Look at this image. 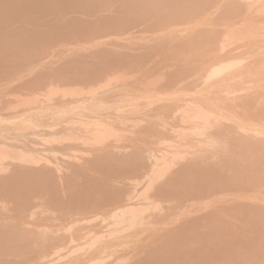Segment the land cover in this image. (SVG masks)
I'll return each mask as SVG.
<instances>
[{
    "label": "bare ground",
    "instance_id": "bare-ground-1",
    "mask_svg": "<svg viewBox=\"0 0 264 264\" xmlns=\"http://www.w3.org/2000/svg\"><path fill=\"white\" fill-rule=\"evenodd\" d=\"M205 10L208 12L211 11V13L208 16L209 18L208 17L206 18V15L200 16L202 18L205 17L203 20H201L202 18L198 20H195V19L191 20L189 18V17H195L196 15H198L199 13ZM83 15H85L86 17L84 18ZM189 24L192 26L186 27V25H189ZM140 32H145L143 34H146L147 32H152L153 33L152 41H154V44L150 43L149 40L146 42L144 41L145 43H142L143 41L142 42L140 41L141 44H138V45L132 43L135 41H132L129 43L128 42L122 43V41L119 42L120 39L118 40L120 36L126 35L129 37L127 38V40L130 41L132 38H135V36H137V34ZM162 44L165 46V49H168L169 46L176 47L177 49L169 48L170 51L168 50L165 52H160V49H159L158 50L159 53L156 52L153 56V54H151L150 48L153 46L160 47ZM166 45L168 46V48H166ZM0 46H1V50H3L4 52V57L0 55V62L6 66L4 67L1 65L0 72L7 74L10 71H12V67H11L12 63L18 62L20 64L19 67L15 66L16 70L18 69L17 72L13 73L11 75L12 77L9 76L10 81H12L13 78L14 79L16 78L19 80L24 79L23 83L19 87V89L21 90L33 89L38 86H45L47 88L45 90V93H42L44 90L41 92L42 93L41 96L35 95L36 96L35 97L31 95L32 97H35V100H36L35 105L31 104L28 107H24L23 109L22 108L20 109L19 107V109H16L14 112L12 111L13 112L12 114H9L7 111L6 112L8 114L3 113V111H2V114H0V264H91L94 260L96 261V259H102L106 253V250H107L106 247H108V243L106 242L109 240V238L107 239V241L105 240V241L97 242V240H95L92 242L91 241L92 236L90 232H92L93 230L91 229L92 231L90 230V232H88L86 228H84L86 230L80 229L79 227L80 224H81V228L83 229L82 223L89 222L90 215L92 216L96 213L97 215L99 214L96 211V209L98 208L96 206L98 205L95 206L94 210L92 209L94 208L92 204L87 205L88 210L80 209L81 207H79V201L77 202L75 201L78 199H74V198L72 199L71 197L72 195L80 191L85 192L84 195L82 193L83 196L89 194L88 192L90 191L91 192L96 191L98 194L101 193L102 196L104 194L105 197H108L106 198L108 200V202L106 200L107 203L106 202L103 203L105 200L102 201V203H100L101 201L98 200L99 203L101 204L99 207L100 209H103L105 211L119 209L121 214L120 213L119 215L115 214L116 219H114L112 223L109 222V225L116 226L115 228L118 231H120L119 229L122 230L125 227L126 223H129L131 221L137 222V220L139 221V219L141 221L146 220L145 222L151 221V219L149 218L151 216V212L148 213V211H150L151 209L147 208L146 206L147 204H144V203L137 204L136 203L138 201L137 200L135 202L136 205L135 203L132 204V202L130 201L132 205L131 206L132 209H130L131 207L128 206L130 205L129 203L128 205L127 204L124 205L123 202H125V199L129 200V198L124 197L126 196L124 195L125 187L122 188L123 191H119L120 189H118L116 186L119 179L122 180L121 179L122 177L120 176L121 174H123L121 173V170L118 168H120L127 160L130 161L131 163L130 165L132 167V163H133L132 161L133 160L135 161V159L137 158L135 162V166H136V163H139L138 160L143 161L141 159L144 158L149 161V163H147V165L149 164V168L153 169V167L155 168V166H157L156 169H154L155 171L154 170L152 171L151 169L149 171L154 173L156 176H158V173H156V171L158 172L157 168L159 165L157 164L159 163V160H161L160 157L162 153L160 155L149 153L148 152L149 148L145 150L143 148V150L145 151V152L143 151L144 153H141L142 151L138 152L140 149L138 148V146L143 145L141 144L143 143L141 142L143 138L140 141L141 143H139L137 140H136L137 142L134 140L136 143H139L137 144L138 149L136 148L138 153L135 152L136 150L135 151L131 150L129 153L127 149L129 147H127L126 143L124 145H121L122 147L120 148V145L119 147H117L115 146V144L109 142L110 141L109 138H111L114 135H117L120 129L122 128V127L120 128L117 125V120H120L119 124L120 123L122 124L126 122L124 121L125 120L124 116L129 115V114L131 115L134 113L137 114L136 116L132 115L136 123L137 121L135 118L140 120L139 122H141V124L145 122L144 120L147 119L146 115L148 114L146 112H145L146 115H143V117L145 116L146 119L145 118L143 119V117L141 116V111H142L141 103L142 101H144V98L143 100H140L141 99L140 97H135V96L132 97L131 93L133 90L132 91L128 90L122 85L123 83L121 84L119 83V81H116V80H120V78L121 80L126 78V81L124 79V82L126 83L132 82L133 80V82L130 83L131 86L135 84V82L140 83V81H142L144 78L138 81L139 79L137 80V78H140V77L136 78V76L131 75L134 73L133 70L135 71V69L136 70L139 69L140 71V69H142L141 71L144 72L145 70L143 69L145 67L147 68L148 67L147 65H149L148 68L150 69L147 68L149 71L152 68H153L152 70H154L155 67H158L159 70L167 69V71L161 74V76L163 77L162 79L165 82L169 78H170L169 80H172L173 78L171 77H174V76L179 77V75L182 74V71L185 72V69H187L188 66L189 67L194 66L193 69H190V71L193 70V72L191 71L193 74L189 75L188 78L192 79L194 84L195 83L200 84L201 86L200 90L204 92L203 96L205 97L203 99L201 98L202 95H200L201 97L197 96V94L200 92H198L196 96L202 99L201 101H199L201 104L205 102L203 101L205 100V98L210 97V95L209 96L205 95L207 91H210V92H207L208 94L210 93L216 94L219 92L221 93L224 92L223 94L228 92L230 94L231 91H229L228 89L229 86L234 88L235 84L238 85L240 82H243L244 87H243V84L241 85L242 87L240 86V88H242V90H240V95L231 97V99L235 98L234 101L239 99L240 104L242 102L246 108H248L247 105H249L251 108H253V110L256 105L257 112L258 110H260L259 114L264 116V111H263L264 106L263 104L261 105L262 102L257 101V102H260L257 104L256 98H254L255 102L252 98V96H256L255 94L258 93L259 90H262L264 92V0H0ZM31 48H33V50L30 51V53L29 52L26 53V51H28ZM31 52L35 53L33 57H32ZM66 52L67 53L71 52L70 57H67V58L65 57L66 55H68V54L64 55V53ZM59 53L60 55H58ZM43 63H45L44 64L45 66L42 65ZM21 66H22V70L20 68ZM40 68H41V71H37V70H40ZM142 76L143 75H141V77ZM151 76L153 77V74ZM151 76L150 75L148 77L145 76V78L151 79ZM150 79H148V81H150ZM162 79H160L161 81L159 80L160 83L161 82L163 83ZM89 80L91 82L102 81V83L99 84L97 87L95 86V89L90 86V89H89L90 91H89L86 88L88 84L87 85L85 84ZM185 80L188 81V79H185ZM185 80H183V82ZM145 82L146 81H144V83ZM183 82L181 81V83ZM165 83L167 85L168 82H165ZM178 83L180 82H176V85ZM189 83L192 84L191 80ZM185 84L184 86H186ZM75 85H80V86L77 89L76 87H74L73 89V87L71 86H75ZM143 85H141V87H144ZM188 85L190 86V84ZM147 86L148 85H146V88ZM127 87H130V86H127ZM237 87L239 88V86ZM161 88H164V84L163 86H161ZM152 89H150L149 91L153 92ZM172 89L167 87V90L169 91ZM230 89L232 90V88ZM140 90H145V87L142 89L140 88ZM164 90L166 91L165 94L169 95L168 93L169 91L167 92L166 86ZM136 91L138 94L139 91L138 90ZM146 91L144 94H146ZM109 92H113V93L116 92L115 95L118 97L120 96H123L126 98L131 97L132 100L131 101L129 100L122 104H111L109 103V101H114V100H110L112 96L107 99V97L112 95V93L110 94ZM134 92L135 91H133V93ZM143 92L144 91H140L139 94H142ZM154 92L155 94L157 93V91H154ZM159 93L163 94V92H160V91ZM186 93L189 94L188 91ZM105 94H109V96H106L103 98L102 96H104ZM190 94H192L191 95L192 97L194 92L191 93L190 91ZM214 94L212 95V97L214 96L212 98L213 101L215 99V96H217ZM181 95H184V94H181ZM263 95L264 93L262 94V96ZM19 96L21 97V95ZM19 96L18 97L16 96L15 99H19V100L23 99V98H20ZM228 96H227V99L229 98ZM30 97L28 98V100L30 99ZM166 97L168 100V97L171 98V95L166 96ZM166 97H163V98L166 99ZM192 98H189V99H192ZM221 98L224 100L225 96L223 97V95H221ZM153 99L154 98H152L151 100ZM216 99L219 100L220 98L216 97ZM251 99L253 100V102ZM25 100L22 101L24 102V104H25ZM184 100H181L182 103H184L183 102ZM188 100L186 99L187 102L190 101ZM262 100L263 98L261 99V101ZM139 101H141V103H139ZM158 101L160 100L158 99ZM158 101L156 102V104H158ZM179 101L180 100L175 102V104L178 103ZM207 101H210V100H207ZM224 101L227 102L226 99ZM22 102L20 103L22 104ZM120 102H123V101H119V103ZM229 102L230 101H228V103ZM145 103H148L147 100L145 101ZM207 103L210 105L212 104L210 102H206V104ZM216 103L217 104L212 105V107L213 106L214 108L215 106L216 108L222 107V110H225L224 112L228 110L226 107L223 108L222 105L220 107V104L218 105V102ZM206 104L202 106L205 107ZM213 104H215V102H213ZM233 104L234 105L231 104L233 107L230 105V107H232V110H236L238 106L239 109H237L235 113L236 114L238 113L237 115H240L241 118L244 117V119L242 120L238 119L239 117L237 116L238 117L237 118L235 116L236 114L231 115L230 117H226L225 113L220 110H219L220 113L218 115L214 113L213 111L214 108L213 110L205 109V108H208L209 105L204 108L205 110L203 109V111H197V113H195L194 116H190L191 111L188 110L187 107H186L187 110L183 111L181 116L178 117L177 114L174 115V118L179 119L181 123L180 126L182 127V129L185 128L186 130L189 128L190 129L191 128L196 129L197 127L200 128L199 124L202 121L206 123L214 118V120L212 121L213 126L211 125L212 127H214L213 129L211 127V129L213 130V134L215 133L216 137L219 136L217 140H220L221 143H224L226 146H223V148L226 147L227 149H223L222 147L220 149L221 143L217 142L216 139L215 140L213 139L212 142L213 141L217 142L214 145H217L216 149H219L218 151H220V153L222 149L227 150V152L229 153L226 154L222 152V154H226V155H223L225 159L224 158L221 159L220 157L222 154L220 155L219 152L217 151H216L217 153H215V151L209 152L211 149L210 148L207 153H204V151L206 152L208 148L207 147L206 149L203 148L205 159L206 157L207 159L206 160L202 159L201 163H203V167L204 168L206 167V169L202 167V164L200 166L203 169H201V167H200L201 170L197 169L199 168L195 165L197 158H195L196 160H194V162L192 163V159H193L192 155L193 156L196 155L194 157H197L199 155L198 153L201 152V151L196 152V151H199L198 148H200L197 145V143L201 146V150H202L203 145L200 144L202 141L200 140L201 142H199L198 139L199 138L201 139V137L204 139L205 137H203L202 135L205 136L206 134H201V137L199 136L198 138H197V135H200L199 132L201 133V131L202 133L206 131L205 129L203 130V128H200L201 130L197 129L199 130V132L196 130L198 133L195 132V130H192L193 131L192 134L196 133V137H193L191 134V135H184L185 137L183 138V136L181 135L183 139L178 140L179 143H174L172 145V148H170L169 150L161 147L162 148L161 151L164 149L167 150V152L164 154L165 156L164 157L162 156L164 159L169 157L170 154L174 155V153H176L179 149H185L183 150L184 154H185V151L187 152V150L188 151L191 150L192 153L196 149L197 150L194 152L195 154H192L191 151L187 153V155L189 154L191 157L189 155L188 156L192 159H188V157L185 156L186 154L184 155L185 157H187L185 159V161L187 160V163L185 165H181L175 169L173 168L175 167V165L171 163L170 167L173 166L171 169H173V171L175 169V171L173 172L174 175L171 174L174 177L171 176L170 178L169 176L170 182L167 180L168 178H165L166 180L165 179L163 180L165 182H168L169 184L168 187L165 186V182L160 181L162 182L161 184H164L162 186L160 183H158L159 181L157 180H159V177L157 178V180L154 181V182L157 181V184L161 186V187L158 186L159 190H157V193L155 194L156 198H159V197H161V199L164 198L163 201L166 200L167 202L168 200L170 201V197L172 200L173 198L175 200V198L177 199L180 195V197L182 196L185 199L189 197L187 201L188 203L190 202L192 203V201L190 200L191 196L195 195L193 197L196 198L197 196L199 198V196L196 195V194H199L200 195L199 199H201V196L203 197L204 194H206L204 193L205 190L203 189L202 186L201 187L197 186L198 189H194L195 186L193 184L197 185L199 181H200L199 182L200 185H202L203 183H206V184L208 183L207 182L208 179L212 177V176L210 177L208 176L210 175L208 174L210 166H211L210 169L212 171L214 170L213 173L211 174L213 175L212 179L214 178V176L216 180L221 178L222 179L221 182L225 184L224 186H226L227 184L229 185L228 181H232V180L234 181L236 180L235 182H237V184L239 185L240 181H237L239 180L238 178L239 177H242V178L244 177L246 179L248 178L247 175L249 176L248 173H250L248 170L250 169L251 166H253V164L252 165H249V164L251 163V161L254 160L255 161L253 162L254 166L251 167L250 169L251 171L250 175L253 172H255L253 173L255 174V177H254L255 180H257L258 179L257 177L259 176L258 180L264 181V177H263L264 176L263 175L264 174V123L260 122L259 120L261 116L255 117V115L254 116L248 115L250 112L248 113L245 107L239 106L238 105L239 103L234 102ZM13 106L12 108H14L15 106L17 107L19 105H15L14 107ZM166 106L167 108L164 105L161 107L164 110L166 109L169 110L170 106L169 105H166ZM175 106L176 105L173 104L172 108ZM178 107L180 110V108L183 106L178 105ZM243 108L245 109L244 111H242ZM251 108L249 110L253 112ZM175 109L173 108V111H175ZM153 111H158V109H156L154 106ZM229 111L232 112L231 109ZM239 111L241 113L244 112L243 115L245 114L246 116L245 115L242 116V114ZM261 111L263 112L262 114H261ZM233 113L234 111L232 112V114ZM149 114L150 115L148 116H151V117L152 115H154L153 113H149ZM155 115L153 117L154 119L155 117H158ZM168 116L169 115H167V117ZM171 118L173 119V117H170V119ZM127 119L128 118H126V120ZM150 119L153 121L152 118ZM167 119L169 118H166V120ZM158 120L159 119L157 118L154 120V122ZM261 120L263 121L264 117ZM146 122L149 123V119H147ZM170 123L172 122H169V124ZM164 124H165V121H164ZM175 126H179V125H175ZM141 127L144 130L147 128V127L145 128L144 125ZM181 127L179 128L181 129ZM202 127H204V124L202 125ZM148 128L151 129V127H148ZM165 128L166 127H164V131H165ZM125 130L126 129L122 131L124 132ZM127 131L130 132L129 128L127 129ZM142 131L140 132V133H143L142 137L146 136V138L149 139V136L145 135L144 132ZM147 131L149 132L150 130H145L146 134H147ZM168 131L174 132V130L172 129ZM81 133L85 134V136L82 135V137H79L81 136L80 135ZM140 133L138 134L137 132L136 133L134 132V134H136V138L141 136ZM130 134H133V133H130ZM137 134L139 136H137ZM150 136H151V133H150ZM158 137H160L159 140L162 139L160 135H158ZM177 137H179V135L176 136V139ZM169 138L173 139V137L171 136H169ZM169 138H166V140H168ZM208 138H212V136L209 135ZM128 139H131V138H128ZM74 140L84 142L85 144V145L83 144L84 150H87L88 152H90L92 156V157H85V158H90V159L92 158L91 160L95 164V167H93L94 164L93 165L89 164V165H92L91 167L93 168H97V170L92 169L91 167H90V170H88L89 169L88 166L86 167L88 169L86 168L82 169L83 167L82 168L78 167V164L80 162L76 164L77 166L75 165L74 161L79 156L78 155L76 156V153L74 152H77L76 150L79 148L81 149L83 148L80 147L82 146V144L80 145L75 142H72ZM155 142H157V140H155ZM227 144L229 145L231 144V146ZM131 146L132 145H130V148ZM232 146H233V149H231ZM135 147L133 148L135 149ZM210 147H213V146H210ZM229 148L231 149V152L235 150L234 151L235 155L237 151V155L235 156L234 154L230 153ZM174 149H176L177 151L174 152L175 151ZM150 150L153 151V149L151 148ZM238 150L241 152H239ZM211 151H213V149H211ZM131 152H134L136 155L133 154L132 156ZM44 153L54 154V155H51V154L47 155V156L51 155V157L53 158H50V156L45 157L46 155ZM80 153H84V152L80 151ZM241 153H243L245 158L242 157L243 155L241 156ZM201 154L202 152L200 153L199 156L202 157L204 154L202 155ZM61 155L62 157H58ZM218 155L220 156L219 158L221 160L223 159L226 160L228 158L226 160L228 161L230 158V160L228 161L230 165H232L231 164L232 161L234 162L236 161L235 163H237V160L239 159L238 157L241 156L245 160V163L247 162V167H249V169L246 171H248V173L244 171L245 169H247V167L245 168V165H242L243 159L240 157L241 159H239L238 161H240V164L242 163L241 164L242 166L239 163L236 165L233 164L234 165L233 170H235L236 166L238 165L237 167L238 170L233 171V173L234 172L238 173L240 169L241 174H243L242 172H244V174L243 175L239 174V176H237L236 178L233 177L235 173L230 174L231 175L230 177H232L231 178L232 180L231 179L229 180V177H227L229 176L227 172L232 173L230 170L231 168L230 166H228L229 164L225 165V163L223 164V161L221 163L220 162L221 160L218 158ZM227 155H229V157ZM84 156L82 155V157ZM129 156H132V157H129ZM199 156H198V159L201 158ZM209 157H211V159H209ZM169 158L171 159V157ZM212 158L214 159L213 161L216 160L215 163L211 161ZM79 159H83V158H79ZM218 159L220 160L219 162H218ZM208 160L211 161V165L208 164L209 167L204 166L206 161H207L206 163H210ZM249 160L251 161L248 163ZM86 161H88V159H86ZM60 162H64L65 164L64 163L63 164L65 166L66 164L70 166V167H67L70 170L66 171L65 168H61L60 167L61 165L59 164ZM82 162H84V160H82ZM160 162H162V160ZM197 162H199L197 164L199 165L200 160H197ZM212 162L214 163V165ZM84 164L86 163L84 162ZM128 164L129 163H127V166ZM164 164L165 163H163L162 165ZM130 165L128 166V169ZM97 166L99 167V169ZM135 166L133 168L130 167L131 168L130 172H132L134 168L137 170ZM138 166H141V162H140V165L138 164ZM159 167H161V165ZM102 168H105V169L102 170ZM111 168H113L115 171V172L112 171L113 173L116 174L117 171L121 173L120 175H118L120 177L117 179L118 181L116 180V176L114 178L111 175ZM63 169L69 173L71 171V174L75 176L74 177V179L76 178L75 185L77 187L75 190L77 191L70 193V191H73L71 189L74 188L73 187L74 185L65 184L64 179L66 177L64 176L66 175L68 176V174L64 173ZM140 170H139V173L142 172ZM222 170H226L227 172L226 171L221 172ZM126 171L127 169L125 171L123 170L122 172H124V174H127L129 170L128 172ZM133 171H134V173L132 172L133 176L130 175L129 179H131V176H132V179H134L137 176V174H135V170ZM203 172L205 173V175L206 174L207 175L204 176ZM143 173H140V174L144 175L145 173L144 174ZM215 173H217V175ZM256 173H258L259 175ZM195 174H197L198 177L200 175V177L198 178L199 180L197 179L196 177L197 175ZM98 175H100L101 177L100 176L98 177ZM155 175L153 178H155ZM189 175H192V176H189ZM219 175L223 177H227V178H223L221 176L220 178H218ZM261 175H263L262 176L263 178L260 180ZM187 176L190 178H188ZM253 176L254 175H252L251 178ZM140 177L141 175L139 176V179ZM191 177H195L193 178L195 183L192 182ZM185 178H188V179L186 180ZM251 178H248V180ZM74 179L73 180L71 179V181H74ZM127 179L126 181L125 180L120 181L121 184L123 181L127 182ZM142 179H143V176H142ZM173 179L175 180L173 181ZM183 179L185 180V182ZM203 179H206L207 181H204ZM223 179L224 180L226 179L225 182L228 180L227 181L228 183H225ZM246 179L244 180L247 182L244 183L245 181L241 180L242 183L244 184H240L239 186L244 185V191L247 192V190L250 189L249 188L250 186L249 185H248L249 187L247 186L249 182ZM188 180H191L190 182L191 184H189ZM254 181L251 180L255 188L251 184V189L252 188L253 189L252 190L250 189V190L252 191V194H253L254 193L253 190L255 189V191H257L256 193H259V194L255 198L254 197L252 198L253 200L252 203L246 202V201L245 202L238 201V199H235V198H233L235 200L229 199L227 203L223 205L219 204V207L218 205L213 207L214 210H216L215 212H213V210L205 212L204 214L208 212H210V214L204 215L203 217H200L201 214H199L198 216L196 215L197 217L195 219L193 217L190 218V221H187L185 219L186 222L182 221L178 225H174V226L172 225V227H170L171 223L169 224L167 223L168 228L170 227L172 231H174L172 232L169 228L168 232L170 233H166V229H164L166 227L162 228L160 231H157V232H156V229L155 231L152 229L153 226L150 227L154 232L150 234L151 236L146 235L149 237V238H145V239H148L147 241L143 240L144 237L142 238L143 243H140L141 239L140 240L136 239L139 242L138 243L136 241V243L138 244L134 243L133 242L134 240L133 241L131 240L134 243V245L135 244L143 245V247L139 246V248L140 247L141 248H140V251H137L138 254L136 253V250H138L139 248H137L136 250H132V248L134 249V247L132 246L131 249L127 250L131 246H129L130 245L129 243H126L129 246V247H125L127 248L125 249L127 250V253H130L132 250V253H130L131 256L130 254L129 256L133 259H134L135 253L137 256L136 260L134 259L135 262L130 263L131 261H129V263L130 264H143L142 263L143 258H144L143 256L155 257L157 255H161V252L163 251L164 246L167 248L172 247L174 249V247L177 246V242L178 244L180 242H181L180 244H182L183 242L182 244L183 247H181V249H178L180 250L181 253L182 252L183 253L177 258V262L175 264H264V238H262L261 236L262 233H259L261 237H257V233L255 237L253 238L246 237L244 234H242L239 231L241 229L240 227H243V225L240 226L238 221H237L238 223L237 224L234 221L230 220L233 217L230 218L229 219L230 222H228V219L226 218V216H225V219H227L228 225L226 224L227 222L224 218L223 219L225 220L226 223L222 220L223 226L219 224L221 227H224L226 231V232H223V235L221 234L222 235L221 240H223L224 243L226 244V250L223 249L222 251H218L216 247L212 245L213 242H211L212 244L209 242L211 246L208 247V250H205L206 255L200 259L198 256L196 257V255H199V253L201 252H198L199 247H196L195 243L198 244V246H200V244L202 246V243H198V241L203 242L204 240H206V238H210L209 235H205L204 233L203 234L201 233L205 231L206 233L212 232V231L210 232L211 225H213L215 222L217 223L215 219H216V216L219 217L218 216L219 213L220 214H223V213L233 214V212H237L240 214L238 217L242 218V219L240 218H237V219L242 220V221L246 220V219L243 220V218H246V215H247L251 217L254 223H257V224H254V226L258 225V228L264 227V197H263L264 182L261 181L262 184H260V182L259 184L256 182L258 185L256 184L254 185L255 183ZM67 182H70V180L68 179L66 183ZM178 182H180L181 184ZM218 182L220 181H215L214 182L215 184L213 183L214 187H210L211 183H209L210 186L206 185L209 188L208 191L210 190L212 191L213 188L218 189L217 186L219 185L220 187V184ZM62 184L64 186L61 187ZM237 184L235 183L234 185L233 183V186L237 187ZM179 185H187L190 189L187 186L179 187ZM124 186H125V183H124ZM127 186H129V184H127ZM190 186H192V188L194 187L193 189L195 191ZM206 186L204 188H207ZM186 187L187 189H185ZM199 187L202 189H200ZM246 187L248 189H245ZM176 188L178 190L182 188L181 189L182 191L180 190L179 192H177L178 190ZM237 188L240 189V187H237ZM87 190L89 191L87 192ZM188 190H191V191H188ZM201 190H203L202 192L204 194H202ZM242 190L243 189L238 191V193H236L237 192L236 191L235 193L236 194L240 193L241 195ZM250 190L248 191L250 193L247 192L248 193L247 196L251 194ZM187 191H188V194L186 195L185 192ZM59 192H60L59 194L60 196L55 197L56 199H55L54 206H56L60 212L57 209H55L56 207L52 208L51 207L52 205L50 206V209L52 208L53 210H57L58 213L60 214H55L56 212L54 213V215L51 213L49 214L48 213L49 210L47 211L45 210L47 213V215H45L43 214L45 213V211L42 210L43 213H40V215H38L35 209L40 208L39 206L43 205L44 203L43 204L40 203L39 205L38 200L37 201L35 200L37 203L36 204L35 201L30 199L29 197H31L32 195H36V193H46V194H49L47 195V197L49 198L50 193H55L53 195L57 196V193ZM190 192L191 193L196 192V194L192 195ZM228 192L229 191H227V193ZM177 193L179 194L177 195ZM96 194L94 193L95 197H93L95 199H97L96 197L99 196V195L97 196ZM116 194H117V197L119 195L121 196L120 197L121 202L120 200L119 202H116L117 200L114 201L115 199H117L116 197L114 198V195L116 196ZM173 194L177 195V197L176 196L174 197ZM207 194H209V192ZM207 194L205 195L206 197H208ZM78 195L80 196V194ZM90 195H93V193ZM148 195L150 196V194ZM157 195L159 197H157ZM217 195L219 194L217 193ZM104 196L102 199H105ZM138 196L139 195L137 194V197ZM86 197H91V196L88 195ZM86 197H82L81 199L87 200ZM193 197H192L193 201L198 199V198L193 199ZM135 198L132 197L133 202ZM210 198L212 200L214 199L212 195L211 197H208V199L205 198L208 200L207 203L210 202L209 201ZM205 199H201L203 201H200V202H204V201L206 202ZM187 201H185L184 203L187 204L186 203ZM112 202H114L115 204L114 203L110 204ZM197 202H195V204L193 202L191 206L189 204V206L192 207L190 208L191 210L193 209L192 205L197 206L199 204H202L199 202H198L199 204H197ZM161 203L163 202L161 201ZM169 204H167V206ZM126 205L128 206V208L126 209L131 210V212L128 214L122 211L123 208L125 209ZM181 205H182V202H180V206ZM156 206L152 207L151 205V208H153L154 210ZM165 207L163 209H165ZM170 207L172 208V206H168L167 208L170 209ZM175 207L177 206L175 205ZM182 207L184 209L185 206L182 205ZM186 208L184 209V211L188 213L190 209L189 210L187 209L186 211ZM89 209L93 210L94 212L96 211V213L93 214V211L90 212ZM169 209H167L166 212ZM153 210L151 211L155 212L154 214L156 215L158 211H156V209L154 211ZM170 210L173 211V209H170ZM170 210L168 212H170ZM191 210L190 212H192ZM177 211L178 210H176L175 212L177 213ZM184 211L182 210L181 212H184ZM100 212L102 213L101 210ZM108 212L109 214H112L110 213V211ZM163 212L165 213V211ZM176 213L172 214V216L173 215L175 216ZM147 214H149L150 216H148ZM106 215L107 214H105V216ZM155 215L152 218L154 221H151L153 224L151 222L150 224L149 223L147 224L143 223V224H145L146 226L151 225V224L155 225L154 223L155 219H156V222L160 221L159 217L162 214L161 215L159 214V217L157 216L158 214L156 215L157 217ZM166 215H168L166 217L167 219L162 216L161 218L168 220V222L169 220L172 221V219L169 217L170 213L169 214L167 213ZM178 215H180V213ZM234 215L236 214L234 213ZM98 216H101V215H98ZM230 216L228 215L227 217H230ZM36 217H39V218L36 219ZM94 217H95L94 219H96L95 215ZM147 219L149 221H147ZM90 223H91V220H90ZM141 223L140 221H139L140 225H136L135 223V225L138 227L136 229H135L136 226H134V224H133L134 228L131 226L132 229L131 227H129L130 225L129 226L126 225L129 227L128 228L129 230L125 229V231L127 230L129 234L125 231L123 232L121 231V234L120 232L118 233V231L113 232L115 229H112L113 230L112 231L110 229L111 227L109 226H108V230L110 229L109 231H111L112 234H110L111 232L107 230L106 232L110 234V236L111 235L115 236L116 234L114 235V233H118L119 235L123 237V239H125L124 238L125 235L123 234L125 232L126 234L129 235V236L126 235V237L130 238V235H132L130 233L133 232L134 234V231L136 232L137 229H140L139 227H141V229L142 227L144 228L143 224L141 225ZM161 224L162 223H159V225L162 227ZM245 224L246 223H244L243 228H245ZM233 225L235 226L233 227ZM246 225L248 227L249 222ZM95 226H98V225H95ZM146 226H145V229H146ZM157 226H158V223H157ZM155 227L156 225L154 226V228ZM90 228H93V227L90 226ZM103 229L105 228L103 227ZM103 229L101 228L102 233H100L98 229H96L95 231H98L96 233L105 234V232L102 231ZM130 229L133 231H131ZM163 229L165 232L162 231ZM197 229H199V232L200 231L202 232L199 233ZM204 229H207L208 231ZM218 229L219 228L213 229V231H216ZM194 230H196L197 233H195ZM145 231L146 230H144L143 233H146ZM248 231L254 233L256 231L258 232V229L255 230L254 228V231L253 230L251 231V228H250V230ZM260 231L264 232L262 230H259V232ZM138 232H140V230L137 231L134 235H136ZM188 232L190 235L193 236L192 237L193 240L190 238L189 239L186 238L185 240L182 239L188 235ZM186 233L187 235H185ZM140 234H142V232L139 233V235ZM172 234H177L179 235V237L177 235H174V238H173ZM94 237L95 236H93V240H94ZM118 237L117 236L115 237L117 239H113L114 237L110 238V240L111 239L113 241L118 240ZM122 237L120 238V240L122 239ZM176 237L179 239L178 241ZM199 238L202 241L197 240ZM174 240L176 241V244L174 243L175 242ZM186 240H188L189 243H187L188 241ZM190 240L192 241L191 244H193V241H194V244L190 246L192 247L191 249L187 247L188 244H190ZM119 241L117 242L119 243ZM120 243L122 242L120 241ZM145 243L147 245H145ZM184 243H187V246H184ZM126 244H122V247L120 246V249L121 248L124 249L123 245H126ZM166 244H168V246H166ZM215 245L217 246V243ZM184 247L185 249H182ZM196 248L198 249L196 250L197 253L195 254L193 252H195ZM110 249L112 248H109V250ZM123 253L124 252L121 253L122 256H123ZM127 253L124 254V257L126 256L125 259H128V256L126 255ZM121 257L118 256V259H120ZM124 257H122L121 259H123ZM130 257L129 259L131 260ZM118 259L116 258L113 261H116Z\"/></svg>",
    "mask_w": 264,
    "mask_h": 264
},
{
    "label": "rangeland",
    "instance_id": "rangeland-1",
    "mask_svg": "<svg viewBox=\"0 0 264 264\" xmlns=\"http://www.w3.org/2000/svg\"><path fill=\"white\" fill-rule=\"evenodd\" d=\"M211 11H212V9H211ZM211 11L208 12V11L205 10V11H202L201 13H199L198 15H196L195 17H189V18H190L191 20H194V19H195V20H198V19H201L202 17H200V16H203V15H206V18H207V17L209 16V14L211 13ZM83 17L85 18L86 16L83 15ZM204 18H205V17H204ZM204 18H202L201 20H203ZM208 18H209V17H208ZM190 26H192V25H190V24H189V25H186V27H190ZM143 33H145V32H140V33H138L137 36H135V38H132L130 41L127 40V38H129V37L126 36V35H125V36H120V37L118 38V40L120 39L119 42L122 41V43H127V42L129 43V42L135 41V42H132V43L137 44V45H138V44H141L142 41H143L142 43H145L146 41L149 40L150 43L154 44V41H152V39H153V33H152V32H147L146 34H143ZM66 39H67V38H66ZM134 39H135V40H134ZM67 41H68V40H67ZM140 41H141V42H140ZM144 41H145V42H144ZM151 41H152V42H151ZM166 48H168L167 45H166ZM169 48H176V47L169 46ZM169 48H168V49H165V46L162 44L160 47H159V46H153V47L150 48V50H151V54H153V56H154V54H155L156 52H158L159 49H160V52H165V51H168ZM176 49H177V48H176ZM32 50H33V48H31V49H29L28 51H26V53H28V52L30 53V51H32ZM169 51H170V50H169ZM174 51H176V50H174ZM63 52H64V51H63ZM200 52H201V51H200ZM158 53H159V52H158ZM31 54H32V57H33L35 53H34V52H33V53L31 52ZM65 54H68V55L65 56V57L67 58V57H70L71 52H68V53L66 52V53H64V55H65ZM162 54H163V53H162ZM0 55H1L2 57H4V52H3V50H1V46H0ZM36 55H37V54H36ZM36 55H35V56H36ZM58 55H60V53H59ZM163 55H164V54H163ZM194 55H195V54H194ZM198 55H199V54H198ZM62 56H63V55H62ZM194 58H195V57H194ZM44 64H45V63H43L42 65L45 66ZM1 65L4 66V67H6L4 64H2V63L0 62V67H1ZM19 65H20V64H19L18 62H16V63H12V65H11V67H12V71H10V72L7 73V74H6V73H3V72H0V114H2V111H3V113H7V112H8L9 114H12L16 109H19V107H20V109H21V108L23 109L24 107H28V106L31 105V104H34V105H35V103H36V100H35V97H36V96H35V95H37V96L40 95V96H41L42 93H45V90L47 89L45 86H38V87H36V88L28 89V90H21V89H19V87H20V85L23 83L24 79H23V80H22V79L19 80V79H16V78L14 79V78H13L12 81L9 80V78H10L9 76H11L13 73L17 72V70H18V69L16 70V67H15V66H18V67H19ZM147 66L149 67V65H147ZM190 66H191V65H190ZM144 67H145V66H144ZM144 67H142V68H144ZM148 67H147V68H148ZM20 68H21V70H22V66H21ZM137 68H139V67H137ZM147 68L145 67V68L143 69V70H145L144 72L141 71L142 69H140V71H139V69H137V70L135 69V71L133 70L134 73L131 74V75H133V76H136V78H137V77H140V78H137V80L139 79L138 81H140L142 78H144L142 81H140V83L135 82V84H133V85L131 86L130 83H132L133 80H132V82H127V83H126V82H124V79H125V81H126V78H124L123 80H121V78H120V80H116V81H119V83H121V84L123 83L122 85H123L125 88H127L128 90H130V91H132V90L135 91L136 93H135V92L133 93V91H132V93L130 92V93L132 94V97H133V96H135V97H140V98H141L140 100H143V98H144V101H142V103H141V101H139V103L142 104V111H141V116H142V117H143V115H146V113H147L148 115H150L149 113H153L154 115L156 114L155 116H158V117H155V119L158 118L159 120L154 122V120H155V119L153 118L154 115H152V117L146 115L147 119H149V123L146 122L147 119L145 118V116L143 117V119L145 118L146 120H144L145 122H143V123H145V124H143V123H142V124L145 126V128L147 127L145 130H150L149 132L151 133V136H150V133H149L148 131H147V134H146L145 130L141 127V126H143V125L141 124V122H139L140 120H138L137 118H135L138 124L135 122V120H134V118L132 117V115H133V116H134V115L136 116L137 114L134 113V114H131V115L129 114V115L124 116V119H125L124 121H126V122H124V123H122V124H121V123L119 124V121H120V120H117V125H118L120 128L122 127L123 129L121 128V129H120L121 132L118 130L119 132H118L117 135H114V136H112L111 138H109V139H110L109 142L115 144V146H117V147H119V145H120V148L122 147L121 145H124V144L126 143L127 147H129V148L126 147V148L128 149V152H129V153H130L131 150H132V151H135L136 148H137V144L143 142V143H141V144H143V145H139V146H138V148H140L138 152H141V151H142L141 153H144V152H145L144 150L149 148V149H148V150H149V151H148L149 153H153V154H157V155H160V154L162 153V154H161V157H160V159L162 160V162H160L161 160H159V163L157 164V165H159V166L161 165V167L158 166V168H157L158 172L156 171V173H158V176H156L154 173H152V172L149 171V170L151 169V168H149V164L147 165V163H149V161L146 160V159H144V158L141 159V160H143L144 162L138 160L139 163H136V166H135V162H136V159H137L136 157H135V158H136L135 161H134V160L132 161V162H133V163H132V167H131V165H130V164H131L130 161H128V160H127L128 162L126 161L127 163H129L128 166L130 165L131 168H133L134 166L137 168V170H136L135 168L133 169V170H135V174H137V176L135 177L136 179L134 178L135 180L132 179V176H133V175H132V172L134 173V171L132 170V172H130L131 168L129 167V169H128V166H127V163H126V162H125L126 164L124 163V164L121 166L122 168L120 167V168H118V169H120V170H121V173H123V174H124V172H122L123 170L125 171V170L127 169L126 172H128V170H129V172L127 173V174L130 173L129 175H127V174H124V175H123V174H121V173L118 172V171H117L118 173L116 172V174H115V173L112 172V171H114L113 168H111V175H112L114 178H115V176H116V180H117L118 178L122 177L121 179L126 181V179H127V177H128V179H127V182H128V183L123 181L122 184H121L120 181H122V180L119 179V181H118V180H117V181H118V183H120V184H118V183L116 184L117 188L120 189L119 191H123L122 188H124V187L126 188V190H125V188H124V191H125V194H124V195H126V196H124V197H128L129 200H126V199H125V202H123L124 205H125V204L128 205V203H129L130 205H128V206L131 207L132 205H131L130 201H131L132 204H133V203H135L137 200H138V201L136 202L137 204H139V203L147 204V205H146L147 208H148V209L150 208L151 210H153V208H151V205H152V207H154V206L157 205V206L154 208V210L156 209V211H158V212L156 213V215L158 214L157 216L159 217V214H160V215L162 214L161 216L164 217V218H166V217L168 216V215H166V214H167V213H168V214L170 213L169 217L172 219V221L169 220V222H168V220H166L167 218H166V219H163V218H161V216H160V217H159V220L162 221V222L158 221V219H157L158 222H156V219H155V222H154V223H155V225H156L157 228H156V227L154 228L155 225H152L153 223H152L151 221H154L152 218H153V216L155 215V214H154L155 212H152V211L150 210V211H148V213L151 212V216H152V217H151L149 214H147V215L150 216L149 218L151 219L150 222H151L152 224L146 226V225L143 224V223H146V224L149 223V224H150V222H145L146 220H145V221L143 220V221H144V222H143V221H141V220L139 219L140 223L142 222L141 225L143 224L144 228L142 227V229H141V227H139L140 229H137V231L140 230V232L137 233L138 235H137V234L134 235V234L137 232V231H136V232L134 231V234H133V232L130 233V234H132V235H130V238H129V237H126V235L129 236V235H128L129 233H128L127 230L125 231V229H128V228L131 227V226L133 227V224H134V226H136V225H140L138 220H137V222H135V221H131V222H129V223H126V225H128V226L130 225V226L128 227V226L125 225V227H127V228L124 227L122 230L119 229L120 231H118V230H116V228H115L116 226L109 225V222L112 223V222L114 221V219H116V215H119V213H120L119 209H117V210L115 209V210H107V211H105V210H103V209H100V207H99V206L101 205L100 203H102V201H104V200H105V201H104L103 203H105L106 200H107L106 198H108V197H105L104 194H103V196H104L105 199H102L103 196L101 195V193L98 194L96 191H95V192H91V191L88 192L89 190H87V192H88L89 194H87V195H85V196H83V195L85 194V192H82V191L77 192V193L75 192L76 194L72 195L71 197H72V199H73V198H74V199H78V200H75V201H76V202L79 201V207H81V208H80L81 210H88V209H87V205H88V204H92V205L94 206V208H92L93 210L95 209V206L98 205V206H96V207H98V208L96 209V211L99 213L98 215H101V216H98L97 213H96V211L94 212L93 210L89 209L90 212L93 211V214L96 213V214H94V215L96 216V219H94V218H95L94 215H92V216L90 215L91 223H90V220H89V222H86V223L84 222V223H82V225H83V226H82L83 229L81 228V224H80V226H79L81 230H86V229H87L88 232H90L91 229L93 230V231L91 230L92 232H90V234H91V236H92V237H91V239H92L91 241H92V242L95 241V240H97V242L105 241V240L107 241L108 238H109V240H110V238H113V237H114L113 239H117V238H115V237H116V236H117V237L119 236V237H118V240H114V241H116V242H114L112 239H111L110 241L108 240V241L106 242V243H108V247H106L107 250H106V253H105V255H104L105 258L103 257L102 259H96V261L94 260L91 264H118V263H119V264H123V263H124V264H130V263H133V262H135V260H136V257H137V256H136V253L138 254L137 251H140V248H141V247L139 248V246H142V247H143V245H140V244H139V245H136V244L139 243L137 240H140V239H141V242H140V243H143V242H142L143 240H144V241H145V240L147 241L148 239H145V238H149L148 236H151L150 234H151L152 232H154L155 229H156V232H157V231H160L162 228L166 227V228H164V229H166V233H170V232H168V229H169L170 227H172V225H173V226H174V225H178V224L181 223L182 221H183V222H186L185 219H186L187 221H190V218H192V217L195 219L199 214H201L200 217H203L204 215H208V214H210V212L204 214V213L207 212V211H212V210H213V212H215L216 210H214L213 207H215V206H217V205H218V207H219V204L223 205V204L227 203L229 199H231V200L238 199V201H244V202L246 201V202H251V203H252V202H253L252 198H253V197L255 198V197L259 194V193H256L257 191H255V189L253 190L255 194H254V193L252 194V191H251V190L253 189V188L251 189V184H252V186H253V182H251V180H253V181L255 180V178H254V177H255V174H253V173H255V172H253V170H252L253 173L250 175V173H251L250 169H251V167L254 166V163H253V162H255V161H254V160H253V161H251V160L248 161V163L251 161V163H250L249 165H252V164H253V166H251L250 169H249V167H247V162L245 163V160L243 159V158H245L244 155H243V153H241V156L243 155V156H242L243 158H242L241 156H240V157L243 159V161H242L243 164H242V163H241V164H242V165H245V168L247 167V169H245L244 171H246V170L249 169L248 171H249L250 173H248V171H246V173L249 174V176L246 174L248 178H251V176L254 175V176L252 177L253 179L251 178V179H249V180H248V178L246 179V178L243 177L244 179L248 180V182H249V184H247V186H248V185L250 186V187H249V186H248V187L251 189V190L249 189V190L251 191V194H250L249 196H247L248 193H250V192H248L249 190H247V192H248V193H247L246 191H244V185H241L243 188H242L241 186H239L240 184H244V183L247 182V181H245L242 177H239V178H238L239 180H237V181H240V182H239V185L237 184V182H235L236 180L234 181V180L231 179L232 177H230V176H231L230 174H234L235 172L233 173V171H235V170L237 171V170H238V168H237L238 165L236 166V169L233 170V169H234V165H236V164H238V163L240 164V161H238V160L241 159V158L237 156V157L239 158V159H238V158L236 157V158L238 159V160H237V163H235L236 161H235V162H234V161H232V162L230 161L232 165L234 164L233 166L230 165V163L228 162V161L230 160V158H229L228 161H226V160L228 159L227 156L229 157V155H227V156H226L227 159L224 160L225 158L223 157V155H226V154L229 153V152H227V150H223V149H227L226 147L223 148V146H226V145H225L224 143H221L220 140H217V138H218L219 136L216 137V134H215V133L213 134V130H212V129H213L214 127H212V126H213V125H212V121L214 120V118H213L212 120L206 122V123H205L204 121H202V122L199 124L200 128H203V130H204V129L206 130V131H204L205 133H204V132L202 133V131H201V133H200L199 130H197V129H200V128H198V127H197L196 129H195V128H193V129H192V128H191V129L189 128V129H187V130H186L185 128L182 129V127L180 126L181 123H180L179 119L174 118V115H175V114H177L178 117L181 116L182 113H183V111L187 110V108H188V110L191 111L190 116H194L195 113H197V111H203V109H204L205 107H207L208 105H209V106H208L209 109H208V108H205V109H207V110H213L214 106L212 107V105H216V104H217L216 102H218V105L220 104V107H221V105H222L223 108L226 107L228 110H226V112H224L225 110H222V107H221V108H216V106H215V108H214V110H213L214 113H216V114L219 115L220 111H223V112L225 113V116H226V117H230L231 115H235V114H236L235 111H236L237 109H239V108H238V106H237V109L235 108L236 110H232V107H233L232 105H234V104H233L234 102H235V103H239V104H238L239 106H242V107H245V106H244V104H243L242 102H241V104H240V100H239V99L234 101L235 98H232V99H231V97H235V96L240 95V90H242V88H240V86L243 84V87H244V83H243V82H240L238 85H237V84H235V85L233 84L235 87L239 86L240 89H239L238 87H237V88L234 87V88H235V89H234L233 87L229 86L228 89H229V91H231L230 94H229L228 92L225 93V94H223L224 92H223V93L219 92V93H216V94H214V93H210V94H208L207 92H210V91H207L205 95H206V96H209V95H210V97H209V98H208V97L205 98V100H203V101H205V102L203 103V101H202L203 104H201L199 101L202 100L201 98L204 99V97H205V96H203V95H204V92H202V91L200 90V89H201L200 84H198V83H195V84H194L193 81H192V79H189V78H188L189 75H192V74H193V73H192L193 70H191V71H192V72H191L190 69H193L194 66H193V67H192V66H191V67L188 66L187 69H189V70L185 69V72L182 71V74H183V75L180 74L179 77H178V76L171 77V78H173V79H175V80H173V79H172V80H169L170 78H169L168 80H166L165 82H168L167 85H166V83L163 81V79H162L163 77L161 76V74L164 73L165 71H167V69L159 70L158 67H155V68H157V69L154 68V70H152V69H153V68H152V69H151L152 72H151V70H150V71L148 70V69H150V68H148V69H147ZM37 69H39V68H37ZM168 70H169V69H168ZM186 70H187V71H186ZM0 71H1V70H0ZM37 71H41V68H40V70H37ZM148 71H149V72H148ZM188 72H189V73H188ZM38 73H39V72H38ZM150 73L153 74V77L151 76L152 74H150ZM122 74H123V73H122ZM122 74H120V75H122ZM129 74H130V73H129ZM120 75H119V76H120ZM138 75H139V76H138ZM141 75H143V76L141 77ZM149 75L151 76V79H150V78H145V76L148 77ZM11 77H12V76H11ZM148 79H150V81H148ZM160 79H162L163 83H162V82H161V83L159 82ZM185 79H188L189 82H190V80H191V82H192V84H193L194 86H193L191 83H189L188 81H186ZM137 80H135V81H137ZM183 80H185V81L183 82ZM144 81H146V82L148 81V82H147V83L145 82V83H146V84H145ZM160 81H161V80H160ZM175 81H176V82H180V83H178V84L176 85V82H175ZM181 81H182L183 83H181ZM114 82H115V81H114ZM156 82H157V83H156ZM101 83H102V81H93V82H91V81L89 80V81H87V83H85V84H86V85L88 84L86 88H87V90H89V89H90V86L93 87V88L95 89V86L97 87V86H98L99 84H101ZM137 83H138V84H137ZM185 83H187V84H185ZM127 84H129V85H127ZM143 84H145V85H143ZM151 84H152V85H151ZM153 84H154V85H153ZM163 84H164V88H165V86H166V90H167V87L172 89L174 86H176V87H174V88H173L172 90H170V91L167 90V92L169 91V92H168L169 95H171V98L168 97V100H167V97H166V96H169V95H168V94L166 95V94H165L166 91L164 90V88H161V86H163ZM184 84H185L186 86H184ZM188 84H190V86H189ZM126 85H127V86H130V87H127ZM141 85H143V86L145 87V90H140V88H141V89L144 88V87H141ZM146 85H148L147 88H146ZM160 85H161V86H160ZM187 85H188V86H187ZM79 86H80V85H75V86H71V87H73V89H74V87H76V89H77ZM149 86H150V87H149ZM225 86H226V85H225ZM54 87H55V86H54ZM54 87H53V89H54ZM88 87H89V88H88ZM139 87H140V88H139ZM158 87H159V88H158ZM184 87H186V88H184ZM188 87H189V88H188ZM191 87H192V88H191ZM241 87H242V86H241ZM38 88H39V89H38ZM93 88H91V89H93ZM138 88H139V89H138ZM152 88H153V89H152ZM230 88H232V90H231ZM150 89H152L153 92H152V91H149ZM156 89H158V90H156ZM159 89H160V90H159ZM179 89H180V90L182 89L181 92H180ZM183 89H184L185 92L183 91ZM236 89H237V90H236ZM238 89H239V90H238ZM43 90H44V91H43ZM136 90H138L139 93H140V91H144V92H143L142 94H139V93L137 94V91H136ZM146 90H148V91H146ZM162 90H164V91H162ZM177 90H178V91H177ZM189 90L191 91V93L194 92V94H193V96H192L193 98L195 97L194 99L191 97L192 94H190V91H189ZM42 91H43V92H42ZM89 91H90V90H89ZM145 91H146V94H144ZM154 91H157L158 95H159V94H160V95L158 96L157 93L155 94ZM159 91H160V92H163V94H162V93H159ZM187 91H188L189 94L186 93ZM192 91H193V92H192ZM233 91H234V92H233ZM30 92H31V93H30ZM41 92H42V93H41ZM148 92H149V93H148ZM174 92H175L176 94H175ZM198 92H200V93H198ZM211 92H213V91H211ZM214 92H216V91H214ZM260 92L262 93L263 91H262V90H259V92L255 94L256 96H252V98H253L254 102H255V99H254V98H256V103L258 104V103L262 102L261 105L263 104V106H264V95L262 96V94H263L264 92H263L262 94H261ZM20 93H21V94H20ZM33 93H34V94H33ZM35 93H36V94H35ZM109 93H110V94L112 93V95L109 96V94H105V95L102 96V97L104 98V97H106V96H109V97H107V99H108V98H110V97L112 96V97L110 98V100H114V101H109V103H111V104H122V103H124V102L129 101V100H130V101L132 100L131 97H130V98H126V97H123V96L118 97V96L115 95L116 92H115V93H113V92H109ZM170 93H171V94H170ZM177 93H178V94H177ZM179 93H180V94H179ZM185 93H186V94H185ZM197 93H198L199 95H198ZM232 93H233V95H232ZM234 93H235V95H234ZM15 94H16V95H15ZM161 94H162V95H161ZM181 94H184V95H181ZM196 94H197V96L202 95V97H201V96H200L201 98H200V97H197ZM207 94H208V95H207ZM213 94H214V95H217V96H215L214 101H213V99H212V98L214 97V96L212 97ZM19 95H21V97H20ZM27 95H29V96H27ZM31 95H33V96H35V97H32ZM145 95H146V96H145ZM163 95H165V96H163ZM176 95H177V96H176ZM221 95H223V97L225 96V99L227 100V102L224 101L225 99L223 100V99L221 98ZM228 95H229V96H228ZM16 96H17V97L19 96L20 98H23V99L25 98V99H26V100L24 99V100H25V104H24V102H22V101H24L23 99H20V100H19V99H15ZM25 96H26V97H25ZM30 96H31V97H30ZM114 96H116V97H114ZM141 96H142V97H141ZM161 96H162V97H161ZM173 96H174V97H173ZM227 96L229 97L228 99H230V100L227 99ZM29 97H30V99H29L30 101L28 100ZM146 97H147V98H146ZM155 97H156V99H157V97H158V99H159L160 101H158V99L156 100ZM163 97H166V99L163 98ZM172 97H173V98H172ZM216 97H218V98H220V99L218 100V99H216ZM31 98H32V99H31ZM145 98H146V99H145ZM152 98H154V99L151 100ZM177 98H179V99H177ZM189 98H192V99L195 100V101H193L192 99H189ZM198 98H199V99H198ZM210 98H211V99H210ZM258 98H259V100H258ZM262 98H263V100L261 101ZM184 99H185V100H184ZM186 99H187V100L189 99L190 101L188 100L189 102H187ZM221 99H222V100H221ZM27 100H28V101H27ZM105 100H106V99H105ZM146 100H147L148 103H145ZM154 100H155V102H154ZM178 100H180V101H181V100H184V101H183L184 103H182V101H181V102L179 101L178 103L175 104V102H177ZM197 100H198V102H197ZM207 100H210V101H207ZM231 100H232V101H231ZM251 100H252V99H251ZM253 100H252V102H253ZM32 101H33V102H32ZM117 101H118V103H117ZM119 101H123V102H120V103H119ZM157 101H158V104H156ZM228 101H230L232 105L230 104V102L228 103ZM233 101H234V102H233ZM257 101H260V102H257ZM20 102H22V104H21ZM114 102H115V103H114ZM143 102H144V104H143ZM150 102H151V103H150ZM165 102H166V103H165ZM206 102H210V103H212V104H211V105L208 104V103L206 104ZM213 102H215V104H213ZM220 102H221V103H220ZM19 103H20V104H19ZM26 103H27V104H26ZM149 103H150V104H149ZM153 103H154V104H153ZM171 103H172V104H171ZM179 103H180L181 105H180ZM185 103H186V104H185ZM23 104H24V105H23ZM155 104H156V105H155ZM173 104L176 105L175 107H173L174 109L176 108L175 111H173V108H172V105H173ZM182 104H183V105H182ZM204 104H206L205 107L202 106V105H204ZM224 104H225V105H224ZM229 104H230L232 107H230ZM13 105H14V106H15V105H19V106H17V107L15 106V107H14ZM20 105H21V106H20ZM22 105H23V106H22ZM34 105H33V106H34ZM163 105H164L166 108H167L166 105H169V106H170V109H169V110H167V109L164 110V109L161 107V106H163ZM178 105H179V106H183V107L185 106V107H184V108L181 107L180 110H179ZM259 105H260V104H259ZM12 106H13L14 108H12ZM154 106H155L156 109H158V111H153ZM157 106H158V107H157ZM190 106H191V107H190ZM8 107H9L10 110L8 109ZM10 107H11V108H10ZM186 107H187V108H186ZM217 107H219V106H217ZM228 107H229V108H228ZM247 107H248V108L245 107L246 111H247L248 113H249V112L251 113V114L249 113L248 115H252V116L255 115V117H259V116H261V118H260V119L258 118V119L260 120V122H263V123H264V120H263V121L261 120V119H263L264 116H262V115L259 114V111H260V110H258V112H257V106H256V105H255L256 109H255V107L253 106V107H254V110H253V108H251L249 105H247ZM249 107L251 108V110H252L253 112H254L255 110H256V111H255L254 113L251 112V111L249 110V109H250ZM191 108H193V109H191ZM226 108H225V109H226ZM7 109H8L9 111H8ZM205 109H204V110H205ZM230 109H231L232 112L234 111L233 114H232V112L229 111ZM233 109H234V108H233ZM245 109L243 108V110H242V109H240V110L244 111ZM247 109H248L249 111H248ZM258 109H260V108H258ZM147 110H148V111H147ZM207 110H206V111H207ZM219 110H220V111H219ZM6 111H7V112H6ZM12 111H13V112H12ZM192 111H194V112H192ZM213 111H212V112H213ZM228 111H229L231 114H230ZM246 111H245V112H246ZM263 111H264V109H263ZM145 112H146V113H145ZM164 112H165V113H164ZM239 112H240V111H239ZM256 112H257L258 115L256 114ZM8 113H7V114H8ZM166 113H167V114H166ZM240 113H241V112H240ZM243 113H244V112L241 113L242 116L245 115V114L243 115ZM262 113H263V112L261 111V114H262ZM162 114H163V115H162ZM170 114H172V115H170ZM227 114H228V115H227ZM237 114H238V113H237ZM237 114H236L235 116H236V117L238 116V117H239V118L237 117L238 119H240V120L244 119V117L241 118L240 115H237ZM164 115H165L166 117H165ZM167 115H169V116L167 117ZM127 116H128V117H127ZM141 116H140V117H141ZM161 116H162V118H161ZM245 116H246V115H245ZM129 117H131V118H129ZM142 117H141V118H142ZM163 117H164V118H163ZM170 117H173V119H172V118L170 119ZM120 118H121V116H120ZM126 118H128V119L126 120ZM150 118H152L153 121H152ZM160 118H161V119H160ZM166 118H169L170 120H169V119L166 120ZM129 119H130V120H129ZM131 119H132V120H131ZM175 119H176V120H175ZM121 120H122V118H121ZM164 121H165V124H164ZM151 122H152V123H151ZM169 122H172V123L169 124ZM175 122H176L177 124H176ZM150 123L152 124L153 127L151 126ZM154 123H155V124H154ZM156 123H157L158 126L156 125ZM160 123H162V124H160ZM167 123H168V124H167ZM174 123H175V124H174ZM128 124H129V125H128ZM159 124H160V126H159ZM173 124H174V126H173ZM203 124H204V127H202ZM137 125H138V126H137ZM139 125H140V126H139ZM147 125H148V126H147ZM175 125H179V126H175ZM211 125H212V126H211ZM161 126H162V127H161ZM167 126H168V127H167ZM148 127H151V129L148 128ZM164 127H166V128H165V131H164ZM179 127H181V129H180ZM211 127H212V129H211ZM128 128H129L130 132L127 131ZM141 128H142V129H141ZM209 128H210V130H209ZM124 129H126V130H125L126 132L124 131L125 133L122 131V130H124ZM139 129H140V131H139ZM152 129H153V130H152ZM161 129H162V130H161ZM170 129L174 130V132H170V131H168V130H170ZM142 130H143V131H142ZM190 130H191V131H190ZM192 130H195V132H197V131L199 132L200 135H197V138H198L199 136L201 137V134H206L205 136L202 135L203 137H205L204 139H203L202 137H201V139H200V138L198 139L199 142L202 141L200 144H202L204 147L202 146V150H201V146L197 143V145H198L200 148L197 147V148L199 149V151H196V150H197V149H196V150H195L196 152H200V151H201L202 154H204V153H207V152L209 151V149L211 148V149H213V151H211V149H210L209 152H214V151H215V153L219 152L220 155L222 154V152H223V153H226V154H222L221 157L218 155V158H219V157H220L221 159L224 158L223 160H221V159L219 158L221 161L218 159V162L220 161V162L222 163V161H223V164H224V163H225V165H226V164H229L228 166H230L231 169H230L229 167H228V168L231 170L232 173L227 172V171H226L227 169H226V170H222L221 172L226 171V172L228 173V175H229V176H227V177H229V180L231 179L232 181H228V180H227V181L229 182V185L227 184L226 186H224L225 184L221 182L222 179L220 178V176L222 175V173H221V175H219V177H218V178H220V179L216 180V179H215V176H214V178H213L214 181H213V179H212L213 175H211V174L213 173L214 170L212 171V170L210 169V168H211V166H210L209 171H208V174H210V175H208V176H209V177L212 176V177L210 178L211 180L208 179V181H207L206 179H203L204 181H207V182H208L207 184H206V183H203V184H202V182H201L202 185H200V183H199L200 181L197 183V185L193 184V185L195 186V188L193 187L194 189H198L197 186H200V187L202 186L203 189L206 191V192L204 191V193L207 194V193L209 192V194H207L208 197H211V195L214 197L213 200H212L211 198L209 199V201H210V202H208L209 204L207 203V201H208V200H207L208 197H206V196H205L206 194H204V193L202 192L203 190H201V192H202V194H204V196H203V197L201 196V199H205V198H207V199H205L206 202L204 201L205 203H204V202H200V201H203V200L199 199V198H200V195H199V194H196V192L198 191V190H197L195 193H191V192H190V193H191L192 195H193V194L198 195L199 198H198L197 196H196V198H198L199 201H198V199L195 200V201H193V200H192V197L195 196V195H193V196H191V198H190V200L192 201V203H191L190 201H189L190 203H188L187 199H189V197H188L187 199H185V198H183L182 196L180 197V195H179V197L177 198L179 201H178L176 198H175V200H174V198H173V200H172L171 197H170V201H169V200L167 201V202L170 203V204H169V203L166 202V200L163 201L164 198L161 199V197H159L158 195H157V197H159V198H156V195H155V194L157 193V190H159V189H158V186H160L159 184H157V181H159L158 183H160V184H161L162 182H165V181H163L165 178H168L167 180L169 181V180H170V179H169V176H170V178H171V176L174 175L173 172L175 171V169L178 168L179 166H181V165H185V164L187 163V160L185 161V159H186L187 157H188V159H192V158H190L191 156H190L189 154H188V155H189L190 157L187 155V153H189L191 150H189V151L187 150V152L185 151V154H186V155H185V154H184V151H183V150H185V149H179V148H178V149L181 150V151H179V150L177 151L176 149H174V150H175L174 152H176V151H177V152L174 153V155H171V154L169 155V157H171V159H170L169 157H167L166 159H164L163 157L165 156L164 154L167 152V150H169L170 148H172V145H173L174 143H179L178 140L183 139V138L185 137L184 135H191L192 132H193ZM196 130H197V131H196ZM200 130H201V129H200ZM208 130H209V131H208ZM131 131H133V132H131ZM141 131L144 132L145 135H148V136H149V139H147L146 136H143V137H142L143 133H140ZM128 132H129V133H128ZM134 132H135V133L137 132L138 134L140 133L141 136L136 138V134H134ZM162 132H163V133H162ZM184 132H185V133H184ZM188 132H189V134H188ZM198 132H197V133H198ZM208 132H209V133H208ZM130 133H133L134 135H133V134H130ZM148 133H149V134H148ZM182 133H183V134H182ZM138 134H137V136H139ZM154 134L156 135V137H155ZM157 134L161 136V138H162L161 140H159L160 137H158ZM167 134H169V135H167ZM207 134H208V135H207ZM80 135H81V136H79V137H82V135L85 136V134H82V133H81ZM177 135H179V137H177V139H176V136H177ZM181 135L183 136V138L181 137ZM194 135H195V136H194ZM209 135H211L212 138H208ZM128 136H130V137H128ZM153 136H154L155 138H154ZM165 136H167V137H165ZM169 136L173 137V139H172V138H169ZM192 136H193V137H196V133L192 134ZM207 136H208V137H207ZM213 136H214V138H213ZM126 137H127V138H126ZM132 137H134V138H132ZM150 137H151L152 139H151ZM157 137H158V138H157ZM180 137H181V138H180ZM128 138H131V139H128ZM135 138H136V139H135ZM139 138H140V139H139ZM142 138H143V139H142ZM144 138H145V139H144ZM164 138H165V139H164ZM166 138H169V139H168L169 141L166 140ZM206 138H208V139H206ZM125 139H126V140H125ZM141 139H142V141H141ZM175 139H176V140H175ZM213 139H214V140L216 139L217 142H220V143H221V146L219 145L220 143L218 144V145L220 146V149H221V147L223 148L222 151H221V153H220V151H218L219 149H216V148H217V145H214V144L217 143V142H215V141L212 142ZM134 140H135V141L137 140L139 143H136L137 141L135 142ZM146 140H147V141H146ZM155 140H157V142H155ZM162 140H163V141H162ZM174 140H175V142H174ZM200 140H201V141H200ZM207 140H208V141H207ZM209 140H210V142H209ZM91 141H92V140H91ZM120 141H121V142H120ZM122 141H123V142H122ZM126 141H127V142H126ZM131 141H132V142H131ZM140 141H141V142H140ZM145 141H146V142H145ZM149 141H150V142H149ZM153 141H154L155 143H154ZM158 141H159V142H158ZM72 142H75V143L80 144V145L82 144V146H80V145H78V146H80V147L83 148V144H84V142H81V141H75V140L72 141ZM79 142H80V143H79ZM147 142H148L149 144H148ZM152 142H153V143H152ZM75 143H74V145H75ZM127 143H128V144H127ZM146 143H147L148 145H147ZM203 143H204V144H203ZM205 143H206V145H205ZM72 144H73V143H72ZM134 144L136 145V147H135ZM84 145H85V144H84ZM126 145H125V146H126ZM128 145H129V146H128ZM130 145H132L131 148H130ZM144 145H146V146H144ZM227 145H229V144H227ZM210 146H213V147H210ZM214 146H216V147H214ZM229 146H231V144H230ZM133 147H135V149H134ZM161 147H162V148H166L167 150L164 149V150L161 151V149H162ZM206 147L208 148V150L205 152L204 149H206ZM138 148H137V149H138ZM143 148H144V150H143ZM150 148L153 149V151H151ZM203 148H204V149H203ZM218 148H219V147H218ZM133 149H134V150H133ZM215 149H216V150H215ZM231 149H233V146H232ZM231 149L229 148L230 153H232V154L235 155V152H234L235 150L231 152ZM165 150H166V151H165ZM229 150H228V151H229ZM76 151H77V152H74V151H73V152L76 153V156L78 155L79 157H77V159L74 161V162H75V165H76L77 163L80 162V163L78 164V167H81V168L83 167L82 169H85V168L88 166L89 169H88V168H86V169L90 170V167H91L94 163H93L92 160H91L92 158L90 159V158H85V157H92V156H91V153L88 152L87 150H84V148H83V149L79 148V149H77ZM78 151H79V153H78ZM80 151H81V152L83 151L84 153H80ZM143 151H144V152H143ZM193 151H194V150H193ZM195 151H194V152H195ZM203 151H204V153H203ZM216 151H217V152H216ZM224 151H225V152H224ZM238 151H239V150H238ZM85 152H86V153H85ZM87 152H88V153H87ZM135 152H137V150H136ZM138 152H137V153H138ZM156 152H157V153H156ZM163 152H164V153H163ZM178 152H179V153H178ZM180 152H181V153H180ZM182 152H183V153H182ZM194 152L192 153V151H191L192 154H195ZM201 152H200V153H201ZM239 152H241V151H239ZM239 152H238V153H239ZM131 153H132V154H131L132 156H133V154H135L134 152H131ZM191 153H190V154H191ZM200 153H198V154L200 155ZM44 154L46 155V156L44 155L45 157H49V156H50V158H53V157H51V155H54V154H51V153H44ZM48 154H51V155L47 156ZM172 154H173V153H172ZM196 154H197V153H196ZM202 154H201V155H202ZM232 154H230V155H232ZM58 155H60V154H58ZM82 155H83V156L85 155V156L82 157ZM135 155H136V154H135ZM184 155L187 156V157H185ZM199 155H198V156H199ZM236 155H237V151H236ZM236 155H235V156H236ZM239 155H240V154H239ZM80 156H81V157H80ZM132 156H129V157H132ZM162 156H163V157H162ZM194 156H196V155H194ZM194 156L192 155V157H193V159H192V163L194 162V160H196L195 158H197V160H200V164H199V165H197V164L199 163V162H197V160H196V164H195L197 167H199V168H197V169H200V167H201L200 165H201V164H202V167H203V163H201V160H202V159L206 160L207 157H206V159H205V154L202 156V157H204V158H202L201 156H199V157H201V158H199V159H198V156H197V157H194ZM206 156H207V154H206ZM58 157H62V155H61V156H58ZM129 157H128V158H129ZM79 158H83V159H79ZM174 158H175V159H174ZM236 158H235V159H236ZM86 159H88V161H86ZM132 159H134V158H132ZM138 159H139V158H138ZM172 159H173V160H172ZM209 159H211V157H209ZM82 160H84V162H85L86 164H84V162H82ZM167 160H169V161H167ZM213 160H214V159L212 158L211 161H213ZM246 160H247V159H246ZM145 161H146V162H145ZM170 161H171V162H170ZM190 161H191V160H190ZM208 161H209L210 163H206V162H207V161H206V162H205L206 165L204 164V166H208V164L211 165V161H210V160H208ZM215 161H216V160H215ZM215 161H213V162L215 163ZM74 162H73V163H74ZM88 162H90V163H88ZM140 162H141V166H138V164L140 165ZM213 162H212V163H213ZM226 162H228V163H226ZM63 163H64V162H60L59 164H60L61 166H60V165H59V166H60L61 168H65L66 171H69L70 169H68L67 167H70V166H68L67 164H66V166H65V165H64L65 163H64V164H63ZM73 163H72V164H73ZM87 163H88V164H87ZM144 163H145V164H144ZM160 163H161V164H160ZM163 163H165V164L162 165ZM171 163H172L173 165H175V167L172 166L173 168H175L174 171H173V169H171L172 167H170V166H171ZM178 163H179L180 165H179ZM214 163H213V165H214ZM89 164H92V165H89ZM133 164H134V165H133ZM143 164H144V165H143ZM176 164H177V166H176ZM241 164H240V165H241ZM73 165H74V164H73ZM145 165H146V166H145ZM213 165H212V166H213ZM242 165H241V166H242ZM62 166H63V167H62ZM76 166H77V165H76ZM126 166H127V168H126ZM137 166H138V167H137ZM231 166H232L233 168H232ZM241 166H239V167H241ZM93 167H95V164L93 165ZM93 167H91V168L97 170V168H93ZM97 167H98V166H97ZM108 167H109V166H108ZM124 167H125L126 169H125ZM146 167H148V168H146ZM156 167H157V166H155V168L153 167V169H151V170L153 171L154 169H156ZM168 167H169V168H168ZM202 167H201V169L204 168V167H203V168H202ZM208 167H209V166H208ZM208 167H207V168H208ZM109 168H110V167H109ZM123 168H124V169H123ZM144 168H145V169H144ZM226 168H227V167H226ZM92 169H91V170H92ZM98 169H99V167H98ZM104 169H105V168H102V170H104ZM118 169H117V170H118ZM122 169H123V170H122ZM138 169H139V170L141 169L140 171H142V172H140V173H143V172H144V173L147 174V175H145L144 173H143L144 175L140 174ZM160 169H161V170H160ZM201 169H200V170H201ZM204 169H206V167H205ZM229 169H228V171H229ZM65 170L63 169V172L66 173V174H68V176H67V175L64 176V177H66V178L64 179V182H65L66 185H69V184L74 185V186H73L74 188L71 189V190H73V191H70V193H73L74 191H77V190H75V189L77 188L76 185H75V183H76V182H75L76 178L74 179L75 176L71 174V171H70V173H69V172H66ZM71 170H72V169H71ZM96 170H95V172H96ZM100 170H101V168H100ZM100 170H98V171H100ZM207 170H208V169H207ZM207 170H206V171H207ZM146 171H147L148 173H147ZM154 171H155V170H154ZM166 171H167V172H166ZM206 171H205V172H206ZM210 171H211V172H210ZM114 172H115V171H114ZM169 172H170V173H169ZM199 172H200V171H199ZM209 172H210V173H209ZM216 172H217V170H216ZM219 172H220V171H219ZM138 173H139V174H138ZM196 173H198V172H196ZM200 173H201V172H200ZM203 173H204V172H203ZM203 173H202V174H203ZM206 173H207V172H206ZM227 173H226V174H227ZM242 173L244 174V172H242ZM258 173H259V172H258ZM258 173H256V174H258ZM69 174H70V175H69ZM114 174H115V175H114ZM120 174H121V176L119 177L118 175H120ZM171 174H172V175H171ZM193 174H194V173H193ZM193 174H192V175H193ZM215 174L217 175V173H215ZM219 174H220V173H219ZM237 174H238V175H237ZM239 174H240V175H243V174H241L240 169H239L238 173L236 172V173L234 174V176H233V175H232V176L236 178L237 176H239ZM109 175H110V174H109ZM125 175H127V176H125ZM130 175H132V176H131V179H129V178H130ZM140 175H141V177H140V179H139V176H140ZM154 175H155V178H153ZM192 175H189V176H192ZM195 175H197V174H195ZM206 175H207V174H206ZM206 175H205V173H204V176H206ZM258 175H259V174H258ZM263 175H264V174H263ZM263 175L260 176V180L264 177ZM62 176H63V175H62ZM62 176H61V177H62ZM69 176H70V177H69ZM99 176H100V175H98V177H99ZM123 176H125V177H123ZM142 176H143V179H142ZM145 176H146V177H145ZM224 176H225V175H224ZM244 176H245V175H244ZM262 176H263V177H262ZM100 177H101V176H100ZM137 177H138V178H137ZM158 177H159V180H157ZM172 177H174V176H172ZM187 177H188V176H187ZM196 177H197V179H198V178L200 177V175H199V177H198V175H197ZM202 177H203V176H202ZM216 177H217V176H216ZM221 177H223V176H221ZM227 177H223V178H227ZM81 178H82V177H81ZM150 178H151V179H150ZM188 178H190V177H188ZM188 178H185V179L187 180ZM191 178H192V179H191L192 182L195 183V181H194V179H193V178H195V177H191ZM203 178H204V177H203ZM207 178H208V177H207ZM240 178H241V179H240ZM257 178L259 179V176H258ZM257 178H256V179H257ZM68 179L70 180V182H67V183H68V184H67L66 181H67ZM71 179H72V180L74 179V181H71ZM258 179L254 181V182H255L254 185H255V184L258 185L259 182H260V184H262L261 181H263V180L259 181ZM155 180H157V181L154 182ZM165 180H166V179H165ZM174 180H175V179H173V181H174ZM183 180H184V179H183ZM183 180H181V181H183ZM191 180H188V181H189V184H191V183H190ZM195 180H196V179H195ZM198 180H199V179H198ZM225 180H226V179H225ZM225 180L223 179L224 182H225ZM241 180H243V181H245V182L242 183ZM117 181H116V182H117ZM160 181H162V182H160ZM181 181H180V182H181ZM196 181H197V180H196ZM215 181H220V182H218V183L220 184V187H219V185H218V186H217L218 189H216V188L214 189V188H213L212 191H211V190L208 191V189H209L208 186H210L209 183H211V186H210V187H214L213 185L215 184V183H214ZM227 181H226L225 183H228ZM233 181H234V182H233ZM71 182H73V183H71ZM141 182H142V183H141ZM169 182H170V181H169ZM180 182H178V183H180ZM184 182H185V180H184ZM232 182L234 183V185H235V183H236V184H237V187H240V189L237 188V187H235V186H233V183H232ZM250 182H251V183H250ZM256 182H257L258 184H257ZM263 182H264V181H263ZM124 183H125V186H124ZM166 183H167V184H166ZM181 183H182V182H181ZM181 183H180V184H181ZM213 183H214V184H213ZM230 183H231V184H230ZM127 184H129V186H127ZM132 184H133V185H132ZM174 184H175V183H174ZM176 184H177V183H176ZM182 184H183V183H182ZM186 184H187V183H186ZM198 184H199V185H198ZM118 185H119V186H118ZM134 185H135V186H134ZM137 185H138V186H137ZM162 185H164V184H161V186H162ZM168 185H169L168 182H165V186L168 187ZM193 185H192V186H193ZM206 185H208V186H206ZM245 185H246V184H245ZM62 186H64V185L62 184L61 187H62ZM155 186H156V187H155ZM161 186H160V187H161ZM176 186H177V185H176ZM180 186L182 187V186H187V185H179V187H180ZM192 186H190V187L192 188ZM205 186H206L207 188H204ZM65 187H66V186H65ZM67 187H68V186H67ZM160 187H159V188H160ZM177 187H178V186H177ZM187 187H188V186H187ZM187 187H186L185 189H187ZM200 187H199V188H200ZM215 187H216V186H215ZM224 187H225V188H224ZM253 187L255 188V186H253ZM70 188H71V186H70ZM138 188H139V189H138ZM188 188H189V187H188ZM193 188H192V189H193ZM67 189H68V188H67ZM129 189H130V190H129ZM134 189H135V190H134ZM140 189H141V190H140ZM155 189H156V190H155ZM174 189H175V187H174ZM176 189H177V188H176ZM181 189H182V188H181ZM181 189H180V190H181ZM189 189H190V188H189ZM194 189H193V190H194ZM200 189H202V188H200ZM206 189H207V190H206ZM210 189H211V188H210ZM241 189H243V190L241 191L242 194H241V195H240V193H239V194H236V193H238V191H240ZM245 189H248V188L246 187ZM68 190H69V189H68ZM153 190H154V191H153ZM172 190H173V189H172ZM177 190H178V189H177ZM180 190H178L177 192H179ZM183 190H184V189H183ZM224 190H225V191H224ZM126 191H127V193H126ZM131 191H132V192H131ZM152 191H153V192H152ZM155 191H156V192H155ZM170 191H171V189H170ZM175 191H176V190H175ZM181 191H182V190H181ZM188 191H191V190H188ZM188 191L185 192L186 195L188 194ZM194 191H195V190H194ZM223 191H224V192H223ZM227 191H229V192L227 193ZM236 191H237V192H236ZM243 191H244V192H243ZM138 192H139L140 194H139ZM173 192H174V191H173ZM220 192H221V194H220ZM222 192H223L224 194H223ZM233 192H234V193H233ZM235 192H236V193H235ZM82 193H83V195H82ZM92 193H93V195H90V194H92ZM94 193H95V194L97 193V194H96L97 196L99 195L98 197H96L97 199L93 198V197H95V196H94ZM120 193H121V192H120ZM128 193H129V194H128ZM168 193H169V192H168ZM190 193H189V194H190ZM215 193H216V194H215ZM217 193H218L219 195H217ZM243 193H244V194H243ZM245 193H246V194H245ZM51 194H52V195H51ZM53 194H55V193H50L49 198L47 197V195H49V194H46V193H36V195H32L31 197H29V198L32 199L33 201H35V200L37 201V200H38L39 205H40V203H41V204H43V203L45 204V205L43 204L44 206L41 205V206H39L40 208L35 209V210H36V213H37L38 215H40V213H43L42 210H44V211H45V210H46V211L49 210L48 213H49V214L51 213V214H53V215H54L55 212H56L55 214H60V213H58L59 209H57V207L54 206V205H55V204H54V203H55V199H56L55 197L60 196V195H59L60 192L57 193V196H56V195H53ZM67 194H69V193H67ZM78 194H80V196H79ZM137 194L139 195L138 197H137ZM148 194H150V196H149ZM169 194H170V193H169ZM174 194H175V193H174ZM174 194H173V195H174ZM178 194H179V193H177V195H178ZM181 194H182V192H181ZM228 194H229V195H228ZM61 195H62V194H61ZM81 195H82V196H81ZM88 195L91 196V197H86V196H88ZM106 195H108V194H106ZM109 195H110V193H109ZM171 195H172V193H171ZM177 195H174V197H175V196L177 197ZM214 195H215V196H214ZM216 195H217V196H216ZM261 195H262V194H261ZM261 195H260V196H261ZM77 196H78V197H77ZM111 196H112V194H111ZM111 196H109V197H111ZM152 196H153V197H152ZM167 196H168V195H167ZM24 197H25V196H24ZM45 197H46V198H45ZM51 197H52V198H51ZM82 197H86L87 200H85V199L82 200V199H81ZM115 197H116L117 199H115L114 201L117 200L116 202H119L121 196L119 195V196H118L119 198H118V197H117V194H116V196L114 195V198H115ZM132 197H133V198L136 197V198L134 199V202H133ZM151 197H152V198H151ZM184 197H185V196H184ZM238 197H239L240 199H239ZM263 197H264V195H263ZM88 198H89V199H88ZM114 198H113V199H114ZM153 198H154L155 200H154ZM167 198H169V197H167ZM167 198H165V199H167ZM179 198H180V199H179ZM196 198L193 197V199H196ZM233 198H235V199H233ZM90 199H91V200H90ZM113 199H112V201H113ZM130 199H131V200H130ZM150 199H151V200H150ZM88 200H90V201H88ZM94 200H95V201H94ZM98 200L101 201V202L99 203ZM110 200H111V199H110ZM157 200H158V201H157ZM176 200H177V201H176ZM182 200H184V201H182ZM211 200H212V201H211ZM36 201H35V203H36ZM47 201H48V202H47ZM52 201H53V202H52ZM81 201H82V202H81ZM84 201H85V202H84ZM152 201H153V202H152ZM159 201H160V202H159ZM161 201H162L163 203H161ZM171 201H172V203H171ZM175 201H176V202H175ZM185 201H187V202H186L187 204L184 203ZM197 201H198L199 203H202V204H199ZM8 202H9V200H8ZM80 202H81V204H80ZM92 202H93V203H92ZM95 202H96V203H95ZM107 202H108V200H107ZM107 202H106V203H107ZM109 202H110V201H109ZM120 202H121V200H120ZM155 202H156V203H155ZM165 202H166V203H165ZM174 202H175V203H174ZM180 202H182V205L185 206L184 209L188 206V207L186 208V211H187V209L189 210L190 208H192V207H190V206H191V204H193V202H194V204H195V202H197V204H199V205H197V206H196V205H192L194 210H193V209H192V210L190 209L192 212H190V210H189L188 213H187V212L184 211L182 205L180 206ZM83 203H84V204H83ZM113 203H114V202H112V203H110V204H113ZM123 203H122V204H123ZM136 203H135V205H136ZM206 203H207V204H206ZM36 204H37V203H36ZM46 204H47V206H46ZM114 204H115V203H114ZM153 204H154V206H153ZM167 204H169L168 206H172V208L170 207V209H173L174 213H176L175 211L178 210L177 213H178V214L180 213V215H178V214L176 213L175 216H174V215L172 216V214H174V213H173V211H171L169 208H167V207H168ZM173 204H174V205H173ZM184 204H185V205H184ZM189 204H190V206H189ZM203 204H204V205H203ZM205 204H206V205H205ZM51 205H52V206H51ZM127 205H126L125 209H124V208L122 209V211H124L126 214L130 213V212H131L130 209H132V207H131V208L129 207V208H130L129 210L126 209V208H128ZM175 205H176L177 207H175ZM186 205H187V206H186ZM48 206H49V207H48ZM50 206H51L52 208H55V207H56L55 209H57L58 211H57V210H53L52 208L50 209ZM53 206H54V207H53ZM133 206H134V205H133ZM149 206H150V207H149ZM165 206H166V207H165ZM194 206H196L197 209H196V207H194ZM198 206H199V207H198ZM88 207H89V206H88ZM164 207H165V209H166V208L169 209L170 212H168L169 210L166 212L167 209H166V210L163 209ZM173 207H174V208H173ZM181 207H182V209H181ZM201 207H202V208H201ZM176 208H177V209H176ZM179 208L181 209V211L183 210L184 212H181ZM208 208H210V209H208ZM211 208H213V209H211ZM98 209H99V210H98ZM162 209H163V211H165L166 214L162 211ZM174 209H176V210H174ZM195 209H196V210H195ZM215 209H217V208H215ZM100 210L102 211V213L100 212ZM125 210H126V211H125ZM154 210H153V211H154ZM160 210L162 211V213H161ZM37 211H38V212H37ZM46 211H45V213H43V214L47 215ZM103 211H104V212H103ZM108 211H110V213H112V214H109ZM111 211H112V212H111ZM113 211H114V212H113ZM159 211H160V212H159ZM179 211H180V212H179ZM59 212H60V211H59ZM87 212H88V211H87ZM100 213H101V214H100ZM152 213H153V215H152ZM202 213H203V215H202ZM234 213H235L236 215H234ZM105 214H107V215L105 216ZM115 214H116V215H115ZM120 214H121V213H120ZM163 214H164L165 216H164ZM224 214H225V213H223V214H220V213H219V214H218L219 217L216 216L215 221H217V223L215 222L213 225H211V228H210V229H211L210 232L212 231L211 233H206V231H205V232L200 231V232H202L201 234L204 233L205 235H209L210 238H206V240L203 239L205 242H204V241H203V242H199V241H198V243H202V246H204V247H202L201 244H200V246H198V244L195 243L196 247H199V249L196 248V249H195V252H193V253L196 254V253H197L196 250L198 249V252H201V253H199V255H196V257L198 256L199 259L206 255L205 250H208V247L211 246V245H210L211 242H213V244H212V243H211V244L214 245L218 251H222L223 249L226 250V244L224 243L223 240H221L222 235H223V232H226V231H225L224 227H221V226H223V221L225 222V220H226V222H227V219H228V222H230L229 219L232 218V217H233V218L230 219V220L234 221L235 223H237V221H238V223L240 224V226L243 225V227H244V223L248 224V222H249L248 227H247V225L245 224V228L240 227L241 229L239 230V231H240L242 234H244L246 237L253 238V237H255V235H256V233H257V237H261V236H262V238H264V232H261V231L259 232V230L264 231V227H263V228H261V227L258 228V225H257V226L255 225V226H256V227H255L254 224H257V223H254V222L252 221V219H251L250 216H247V215H246V218H243V220H245V219H246V220H245V221H242V220L237 219V218H240V217H238L240 214L237 213V212H233V214H232V213H226L225 215H224ZM109 215H110V216H109ZM156 215H155V216H156ZM196 215H197V216H196ZM221 215H222V216H221ZM228 215H229V216L231 215V216H230V217H227ZM104 216H105V217H104ZM113 216H114V217H113ZM157 216H156V217H157ZM178 216H179L180 218H179ZM187 216H188V217H187ZM194 216H195V217H194ZM223 216H224V217H223ZM225 216H226L227 219H225ZM91 217H92L93 219H92ZM107 217H109V218H107ZM156 217H155V218H156ZM241 217H242V216H241ZM37 218H39V217H36V219H37ZM183 218H184V219H183ZM223 218H224L225 220H224ZM234 218H235V219H234ZM107 219H108V220H107ZM162 219H163L164 221H163ZM188 219H189V220H188ZM240 219H242V218H240ZM110 220H111V221H110ZM222 220H223V221H222ZM100 221H101V222L103 221V222L101 223ZM147 221H149V220L147 219ZM166 221H167V222H166ZM221 221H222V222H221ZM163 222H164V223H163ZM226 222H225V223H226ZM228 222L226 223L227 225H228ZM243 222H244V223H243ZM89 223H90V224H89ZM135 223H136V225H135ZM137 223H138V224H137ZM157 223H158V226H157ZM159 223H162V224H161L162 227L159 225ZM167 223H168V224L171 223V226H170L169 228H168V226H167V225H168ZM238 223H237V224H238ZM242 223H243V224H242ZM252 223H253V224H252ZM101 224H102V225H101ZM106 224H108V225H106ZM219 224H220L221 226H220ZM87 225H88V226H87ZM95 225H98V226H95ZM105 225H106V226H105ZM182 225H183V224H182ZM90 226L93 227V228H90ZM108 226L111 227V228H110L111 230H112V229H115V230H116V231H115V230H114V231L112 230L113 232H117V231H118V233L120 232V234H121V231H122V232L125 231V232H127L128 234H126L125 232L123 233V234L125 235V237H124L125 239H123V237H122L121 235H119L118 233H114V235H115V234H116V235H115V236H112V235H111V236H112V237H111L110 234H112V232L109 231L110 229L108 230ZM145 226H146V229H145ZM152 226H153L152 229H153L154 231L150 228V227H152ZM234 226H235V225H233V227H234ZM96 227H97V228H96ZM103 227H104L105 229H103ZM113 227H114V228H113ZM132 227H131V229H132ZM148 227H149L150 229H149ZM175 227H176V226H175ZM175 227H173V228H175ZM253 227L255 228V230L258 229V232L256 231V232L253 233V232L248 231V230H250V228H251V231H252V230L254 231V228H253ZM84 228H86V229H84ZM94 228H95V229H94ZM101 228L103 229L102 231L105 232L106 236H105L104 233H103V234H100V233H102V232H101ZM133 228H134V227H133ZM136 228H138V227L136 226L135 229H136ZM180 228H181V227H180ZM217 228H219V229L216 230V231H213V229H217ZM252 228H253V229H252ZM260 228H261V229H260ZM88 229H89V230H88ZM96 229H98V231H100V233H96V232H98V231H95ZM99 229H100V230H99ZM131 229H130V230H131ZM143 229L146 230V231H145L146 233H143V232H144ZM148 229H149V230H148ZM164 229H163L162 231H164ZM106 230L109 231V232H111V233L108 234V233L106 232ZM128 230H129V229H128ZM150 230H151V231H150ZM170 230L172 231L171 228H170ZM177 230H178V229H177ZM204 230H207V229H204ZM204 230H203V231H204ZM244 230H245V231H244ZM94 231H95V233H94ZM131 231H133V230H131ZM190 231H191V230H190ZM194 231H195V233H197L196 230H194ZM194 231H193V232H194ZM197 231L199 232V229H197ZM207 231H208V230H207ZM129 232H130V231H129ZM141 232H142V234L139 235V233H141ZM147 232H148V233H147ZM164 232H165V231H164ZM172 232H174V231H172ZM175 232H176V230H175ZM200 232H199V233H200ZM219 232H220V233H219ZM179 233H180V232H179ZM179 233H177V234H179ZM195 233H194V234H195ZM259 233H262L261 236L259 235ZM98 234H100L101 236L98 235ZM107 234H108V235H107ZM117 234H118V235H117ZM123 234H122V235H123ZM177 234H172L173 238H174V235H177ZM221 234H222V235H221ZM97 235H98V236H97ZM102 235H103V236H102ZM124 235H123V236H124ZM133 235H134L135 237H134ZM146 235H148V236H146ZM180 235H181V234H180ZM185 235H187V233H186ZM220 235H221V236H220ZM93 236H95V237H94V240H93ZM108 236H109V237H108ZM120 236L122 237L121 240H120V238H121ZM145 236H146V237H145ZM177 236L179 237V235H177ZM195 236H196V235H195ZM199 236H200V235H199ZM201 236H202V235H201ZM203 236H204V235H203ZM103 237H104V239H103ZM105 237H106V238H105ZM143 237H144V239L142 240ZM180 237H181V236H180ZM183 237H184V235H183ZM192 237H193V236L190 235L189 232H188V235H187L186 237L182 238V239H184V240H185L186 238H188V239H189V238L192 239ZM131 238H132V239H131ZM176 238H177V237H176ZM203 238H204V237H203ZM127 239H128V241H127ZM136 239H137V240H136ZM182 239H181V240H182ZM119 240H120L122 243H120ZM122 240H123V241H122ZM124 240H125V241H124ZM129 240H130V242L132 243V245H131V243L129 242ZM131 240H132V241L134 240V241H133L134 243H136V241H137L138 243H136V244L134 245V243H133ZM175 240H176V239H175ZM175 240H174V241H175ZM178 240H179V239L177 238V241H178ZM192 240H193V239H192ZM197 240H201V239L199 238V239H197ZM117 241H119V243H118ZM182 241H183V240H182ZM186 241H188V240H186ZM201 241H202V240H201ZM92 242H91V243H92ZM110 242H111V243H110ZM123 242H124V243H123ZM179 242H180V241H179ZM196 242H197V241H196ZM206 242H207L208 244H207ZM209 242H210V243H209ZM116 243H117V245H116ZM126 243H129V244H130L129 246H131V247H129ZM174 243L176 244V241H175ZM180 243H181V242H180ZM180 243L178 244V242H177V246L174 247V249H173L172 247L167 248V247L164 246V249H163V251L161 252V255H157V256H155V257H149V256H146V257H145V256H143L144 258H143L142 263H143V264H170V263H171V264H175V263L177 262V258L183 253V252L181 253L180 250H178V249H181V247H183V245H182L183 242H182V244H180ZM187 243H189V241H188ZM187 243H184V246H187ZM191 243H192V241L190 240V244H191ZM203 243H204V244H203ZM216 243H217V246L215 245ZM223 243H224V244H223ZM122 244H126V245H123V248H124V249H122V248L120 249V246L122 247ZM190 244H188L187 247H189V248L191 249L192 247H190V246H192V245L194 244V241H193V244H191V245H190ZM205 244H206V246H205ZM145 245H147V244L145 243ZM145 245H144V246H145ZM117 246H119V247H117ZM132 246L134 247V249L132 248ZM135 246H136V247H135ZM137 246H138V247H137ZM166 246H168V244H166ZM116 247H117V248H116ZM125 247H129V248L127 249V248H125ZM200 247H201V248H200ZM109 248H112L113 250H112V249L109 250ZM131 248H132V250H136L137 248H139L138 250H136V253H135V256H134V259H135V260H134L133 258L130 257V256H131L130 253H132V250H131L130 253H127V250H129V249H131ZM175 248H176V250H175ZM125 249H127V250H125ZM182 249H185V247L182 248ZM193 249H194V248H193ZM113 251H114V252H113ZM119 251H120V252H119ZM174 251H175V252H174ZM182 251H183V250H182ZM192 251H194V250H192ZM122 252H124V253H123V256L121 255ZM128 252H129V251H128ZM125 253H127L126 255L128 256V259H129V257H130L131 260H130V259H129V260H128V259H125V258H126V256L124 257V254H125ZM129 254H130V256H129ZM133 255H134V254H133ZM106 256H107V257H106ZM118 256H120V257L122 256V257H124V258L121 259V258H122V257H121L120 259H118ZM115 257L118 259V260H116L117 262H116V261H113V260L116 259ZM132 260H133V261H132ZM125 261H126V262H125ZM129 261H131V262L129 263ZM113 262H115V263H113Z\"/></svg>",
    "mask_w": 264,
    "mask_h": 264
}]
</instances>
